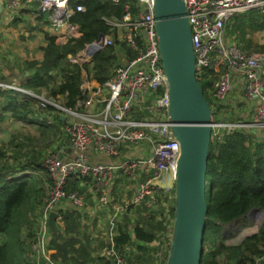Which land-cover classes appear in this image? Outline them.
I'll return each instance as SVG.
<instances>
[{
    "label": "built area",
    "instance_id": "1",
    "mask_svg": "<svg viewBox=\"0 0 264 264\" xmlns=\"http://www.w3.org/2000/svg\"><path fill=\"white\" fill-rule=\"evenodd\" d=\"M82 1L0 0L4 17L38 19L53 32L56 40L64 42L77 36V26L70 24V19L84 11ZM129 1L135 5L134 11L124 4L121 19L105 20L110 32L98 50L112 45V32H115L117 39L134 53L133 58L123 59L115 66L107 81L101 87L97 84L101 89L94 87L96 91L90 88L86 92L84 82L85 98L74 109L65 108L58 100L51 104L65 120L63 133L71 156L65 159L58 153H50L42 162L50 178V188L37 219L36 240L31 245L36 264H57L50 259L52 251L48 248L49 214L56 213V225L60 223L57 210L61 204L67 202L74 208H82V197L66 191V183L72 176L82 179L84 185L90 180L92 193L98 190L96 201L106 216L98 221L101 229L96 230L93 238L102 244L99 255L113 264H129L126 258L134 252L133 247L115 244L127 206L143 203L146 208H154L157 196L168 195L173 189L179 144L170 130L168 88L155 33L154 0ZM184 4L191 29L196 79L211 84L207 92L213 104L219 106L232 92L233 85L242 82L243 97L250 105L248 119L232 123L217 120L215 105L211 106V141L239 129L255 128L261 135L264 133V53L244 52L233 37L226 35V24L239 13L264 12V0H184ZM44 15L46 24L42 20ZM83 54L81 60L72 55H67V59L70 63L90 59L84 51ZM0 87L30 93L13 84L0 83ZM93 154L105 155L110 161L93 162L90 159ZM116 173L137 182L135 192L120 204L113 202L108 193ZM167 205L168 200L162 199L166 232L169 228L170 233L173 217L168 215ZM167 253L168 248L161 262L156 252L154 264H165Z\"/></svg>",
    "mask_w": 264,
    "mask_h": 264
},
{
    "label": "trees",
    "instance_id": "2",
    "mask_svg": "<svg viewBox=\"0 0 264 264\" xmlns=\"http://www.w3.org/2000/svg\"><path fill=\"white\" fill-rule=\"evenodd\" d=\"M82 4L84 11L70 19V24L77 26L78 37L56 43L55 37L43 33L46 44L42 48V59L17 64V77L22 79L18 85L22 89L32 93L43 89L47 97L59 100L69 109H74L85 98L84 81H93L101 87L115 66L134 56L112 32V45L96 51L88 62L70 63L67 55L78 54L100 34L108 35L110 27L105 20L121 19L124 4L135 10L134 3L129 0H119L117 4L111 0H83ZM257 32L264 33V12L239 13L226 24V33L246 53H264V43L254 40ZM0 83L14 84L2 74ZM200 85L209 105H215L214 111L218 110L220 106L213 104L207 92L211 84L200 81ZM7 115L15 121L38 125L41 136L53 137L58 126L64 143L68 145L63 133L65 120L53 106H43L35 97L0 87V123ZM37 116L44 120L39 121ZM216 119L221 121L220 116ZM63 141H59L58 150L53 153L62 155ZM10 142L0 148V237L3 239L0 264H36L31 245L36 240L37 219L50 188V178L36 148L21 150L26 145L17 144L15 148ZM8 151L11 153L7 154ZM205 180L211 187L210 191L208 186L206 188V228L200 264H221L218 257L224 259L223 264H264V220L255 233L244 236L239 243H227L237 237L241 229L250 228L248 217L251 211L264 213V133L260 135L255 128L239 129L212 140ZM85 183L82 184V179L75 176L66 183V191L76 192L82 197L83 204L81 209L71 206L57 210L61 226L56 225L57 232L50 235L48 248L53 251L50 259L59 264H113L99 255L102 244L98 240L94 243L82 224V219H86L88 214L85 213L86 207H92L93 200L98 197L95 195L98 190L91 192L92 182L86 180ZM110 191L114 193V186L108 193ZM170 193L171 205L168 204L166 209L172 218L173 189ZM162 194L157 196L154 208H146L143 203L130 204L121 216L115 244L116 247L134 248L133 254L126 258L129 264H154L155 248L166 231ZM129 215L136 216L135 224L130 222Z\"/></svg>",
    "mask_w": 264,
    "mask_h": 264
},
{
    "label": "water",
    "instance_id": "3",
    "mask_svg": "<svg viewBox=\"0 0 264 264\" xmlns=\"http://www.w3.org/2000/svg\"><path fill=\"white\" fill-rule=\"evenodd\" d=\"M1 14L0 2V29ZM154 19L168 88L170 130L179 144L173 186V220L165 264H200L206 228V188L208 186L210 191L211 187L206 183L205 173L213 111L195 76L191 29L184 0H154ZM103 39L100 34L95 45L92 42L82 50L88 58L102 45ZM255 212L259 210L250 213ZM55 220L56 213L51 212L47 222L51 234L57 232Z\"/></svg>",
    "mask_w": 264,
    "mask_h": 264
},
{
    "label": "rangeland",
    "instance_id": "4",
    "mask_svg": "<svg viewBox=\"0 0 264 264\" xmlns=\"http://www.w3.org/2000/svg\"><path fill=\"white\" fill-rule=\"evenodd\" d=\"M23 18H24L23 20L19 21L20 27L15 28L14 33L6 32L5 29L2 30V33H1L2 35L0 36H6V34H8L9 36L12 37L7 47L17 46L18 41L24 40V39H21L22 37H24L25 39L26 38L30 39L29 37L31 36L30 32H33L32 21H35V19H31L28 16L23 17ZM42 20L46 22V15L42 16ZM10 21H12L11 18L4 17V15L1 14V26L2 25L3 27L10 26ZM24 31H28V34H29L28 37H26V35L23 34ZM226 35L228 36L227 33ZM116 38H117V34H116ZM254 40L258 43H264V33H260V32L255 33ZM12 50L13 49L4 48L3 50L0 51V70L1 71H4V72L8 71V69L14 66V63L12 64L10 59L13 57V54H17L18 56L19 52L14 53L12 52ZM89 60L90 59H87L86 61H80L79 64L83 62H88ZM84 82L87 83L85 84V87H84L86 92H88L90 88H94V87H98L99 89H101L93 81H84ZM243 89H244V85L241 82L239 85L236 86V89L233 91V93L230 92L228 94L224 102L220 105V108L216 110V113L218 112L219 114L216 115L215 113V117L220 116L221 121H225L227 123L247 120L250 114V105L243 97ZM28 95L34 96L42 104L48 103L49 105L51 104L54 105L59 101V100L56 101L54 99L47 97L46 92L44 90H40L37 93L30 92ZM103 97H104V94L102 95V98ZM228 100L230 101L233 100L234 102H237V108L230 107V105L228 104ZM245 114H247V116H245ZM36 118L39 121L44 120L40 116H37ZM48 121L49 119L47 120V122ZM50 123L51 122H48V124ZM57 129L58 131L53 135V137H48L46 135L41 136L39 133L38 125L36 124H29V123H25V122H21L17 120L16 121H13V120L4 121L3 123L0 124V148L6 147V145H8L9 142L12 140L10 142V145L14 146L15 148H17V144L26 145L25 147H21V150L27 149V148L31 149V147L36 148V150L41 153V158L43 161L45 156L48 155V153H53L54 151H57L59 147V141L60 140L63 141L61 137L62 134L60 135V129L58 126H57ZM64 142L65 141L61 142L62 148H65L66 149L64 150L65 153H68L69 154L68 156H71L69 144L67 145ZM10 153L11 151L7 152V154H10ZM61 156L64 158L66 157L65 154ZM112 181L113 182L111 183V187L114 186L115 191L113 194L110 191L109 196L111 199H113V202H115L116 204H120L122 199H124L129 194L131 195L132 193L135 192L137 182L134 180H131L130 178L126 176L123 177V175L120 173H116V175H113ZM160 198L164 200H168V204L171 205L170 191L168 192V195L164 193L162 194ZM162 211H163V208H162ZM129 220L132 224H135L136 216L129 215ZM263 220H264L263 213L261 212L250 213L248 217V221L251 224L250 228L241 229L239 235L232 240H228L227 243H239L243 239L244 236L252 234L257 229V227L262 223ZM94 221H95L94 216L88 217L85 219L86 224L88 226H92V229H91L92 232H94ZM166 228H167V225H166ZM170 235L171 234L169 233V228H168V232L164 230V234L160 237V243L155 248V252H158L159 259L161 262L165 258V253L167 251V245L169 243L168 241L170 240ZM205 246H207V244ZM205 246H204V252L205 254H207L208 253L207 247ZM217 259L221 264L224 263V259L222 257H218Z\"/></svg>",
    "mask_w": 264,
    "mask_h": 264
},
{
    "label": "crops",
    "instance_id": "5",
    "mask_svg": "<svg viewBox=\"0 0 264 264\" xmlns=\"http://www.w3.org/2000/svg\"><path fill=\"white\" fill-rule=\"evenodd\" d=\"M23 19L24 18H21L19 20L12 19V21H10V26H8V27H3V25H2L3 28L1 27V29H0V35H2L1 33H2V30H4V29L6 30V32L14 33L15 32V28L20 27L19 21H21ZM13 21H15V22H13ZM32 25H33V32H30L31 33V36H29L30 39L29 38L25 39L24 37H22L21 39H24V40L18 41L17 42V46L7 47L8 44L10 43V40L12 39V37L9 36L8 34H6V36H0V49L1 50H3L4 48H9V49H13L12 52H14V53H18L19 52L18 56H17V54H13V57L10 59L11 63L12 64L14 63L13 67H11L10 69H8V71H5V72L0 70V74H2L5 77H7L9 81H13L14 82L13 85L18 87V88H21L18 84L21 82L22 79L17 77V75H18L17 64H21L24 61H31V60L40 61L42 59V48L46 44V41H45V39L43 37V33H47L49 36L55 37L53 32L51 30H49V28L47 26H45L40 20L35 19V21H32ZM23 34L26 35V37H28V35H29L28 31H24ZM78 36H79V33H78V30H77V36L76 37H78ZM65 42L61 41L60 39H58L56 41V43H65ZM74 56H76L80 60L83 59V57H84L83 51L79 52L78 54H76ZM27 75L29 76V73ZM237 85H239V84H236L235 86L233 85L232 93L236 89ZM41 90H43V89H41ZM228 104L230 105V107L237 108V102H234L233 100H231V101L228 100ZM10 120L15 121L12 117L7 115L1 123H3L4 121H10ZM64 150H66V149L65 148H61L62 153L65 154L66 157H68L69 154L65 153ZM90 159L93 162H101V161L102 162H109L110 161V158H108L107 156L102 155V154H93V155L90 156ZM96 199L97 198H95L93 200L94 204L92 205V207L87 206L86 207V211H85V213H88V214H86V218L92 217V216L95 217L94 232L91 231L92 226H88L86 224V222H85V219H82V224L86 228L85 232L90 234V236H91L92 240L94 241V243H97V239L93 238V235H95L96 230L99 231L101 229V226L99 225L98 221H102L103 218L106 216V211L102 207H100L98 205ZM62 207L63 208H66V207H70L71 208V205H70V203L66 202V203L61 204V208ZM56 225L61 226V223L56 224ZM256 230L253 233H255ZM2 242H3V239L0 237V243H2Z\"/></svg>",
    "mask_w": 264,
    "mask_h": 264
},
{
    "label": "clouds",
    "instance_id": "6",
    "mask_svg": "<svg viewBox=\"0 0 264 264\" xmlns=\"http://www.w3.org/2000/svg\"><path fill=\"white\" fill-rule=\"evenodd\" d=\"M211 107V106H210ZM211 110H212V108H211ZM55 227H56V225H55Z\"/></svg>",
    "mask_w": 264,
    "mask_h": 264
}]
</instances>
